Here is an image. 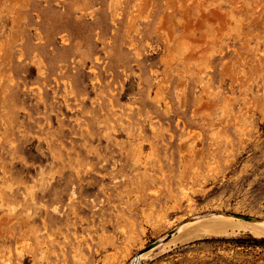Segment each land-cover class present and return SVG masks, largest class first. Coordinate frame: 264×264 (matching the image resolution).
Returning <instances> with one entry per match:
<instances>
[{
    "label": "rangeland",
    "instance_id": "rangeland-1",
    "mask_svg": "<svg viewBox=\"0 0 264 264\" xmlns=\"http://www.w3.org/2000/svg\"><path fill=\"white\" fill-rule=\"evenodd\" d=\"M205 213L264 220V0H0V264H264Z\"/></svg>",
    "mask_w": 264,
    "mask_h": 264
},
{
    "label": "bare ground",
    "instance_id": "bare-ground-1",
    "mask_svg": "<svg viewBox=\"0 0 264 264\" xmlns=\"http://www.w3.org/2000/svg\"><path fill=\"white\" fill-rule=\"evenodd\" d=\"M238 217L241 219H238V218H235L229 215H226V216L214 215L212 213L199 214V215L192 217V219L190 218L184 222H181V224H179L175 229L176 231L178 228L177 233L172 235L171 232H169L167 235H170V237L172 235V239L170 238L171 240L169 241H171L174 244H176L177 241L181 243V241L184 239L186 240L187 237L189 238V240L192 239L191 236L194 237L195 235L198 234L199 231H200L199 233L202 235V232H203L202 230L204 231L209 230V231H212L213 233L215 232V234L217 232L225 233V232H235V231L243 230V231L250 233L254 237H264V220L263 219L252 218L251 216H249L250 219L249 221H247V220H243L244 215H239ZM210 218L211 219L214 218V219L211 220ZM208 219H210L211 221H209ZM203 220H206V221H203ZM187 225L189 226L192 225V226L188 228L189 226ZM186 226H187V229L185 230ZM155 243L157 247L161 246L162 249L165 248L164 245L166 243L169 244L168 241L161 243V240H157ZM146 253L147 252L142 253V254L137 253L134 256L132 263L135 264L140 257L147 255Z\"/></svg>",
    "mask_w": 264,
    "mask_h": 264
},
{
    "label": "water",
    "instance_id": "water-1",
    "mask_svg": "<svg viewBox=\"0 0 264 264\" xmlns=\"http://www.w3.org/2000/svg\"><path fill=\"white\" fill-rule=\"evenodd\" d=\"M243 219H245V220H249L250 218H249V216H244ZM169 237H170V235H167V236H166V238H169ZM155 242H156V241H155ZM155 242L151 243V244L147 247V250L150 249V248H152L153 246H155V245H156Z\"/></svg>",
    "mask_w": 264,
    "mask_h": 264
},
{
    "label": "trees",
    "instance_id": "trees-1",
    "mask_svg": "<svg viewBox=\"0 0 264 264\" xmlns=\"http://www.w3.org/2000/svg\"><path fill=\"white\" fill-rule=\"evenodd\" d=\"M261 238H263V237H261Z\"/></svg>",
    "mask_w": 264,
    "mask_h": 264
}]
</instances>
